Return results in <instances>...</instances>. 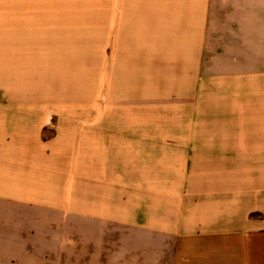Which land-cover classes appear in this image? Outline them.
Listing matches in <instances>:
<instances>
[{"label":"crops","instance_id":"obj_1","mask_svg":"<svg viewBox=\"0 0 264 264\" xmlns=\"http://www.w3.org/2000/svg\"><path fill=\"white\" fill-rule=\"evenodd\" d=\"M116 2L83 81L80 0H0V264H264V0Z\"/></svg>","mask_w":264,"mask_h":264},{"label":"rangeland","instance_id":"obj_2","mask_svg":"<svg viewBox=\"0 0 264 264\" xmlns=\"http://www.w3.org/2000/svg\"><path fill=\"white\" fill-rule=\"evenodd\" d=\"M81 1V17H80V27L82 28V44L83 48L87 47L89 50L86 55H83V63L87 64L92 59L91 65L87 64L83 66V81H87L88 77L91 75H96L97 77L102 76L104 80L105 66H106V52L108 41V32L111 31L112 20L111 9L114 6L116 11V0L112 5L110 0H80ZM110 10V12H109ZM116 13V12H115ZM116 20V15H115ZM115 25V24H114ZM92 39V41L90 40ZM111 42V39H110ZM104 85V83H103ZM88 90V83L83 85V91ZM37 217V213L33 214ZM45 217V216H44ZM48 217L51 220L65 218L67 224L70 226L62 227H35V231L44 232L46 229L54 230L56 233L72 235L74 233L73 219L74 212L71 210L65 212H54L51 211ZM69 222V223H68Z\"/></svg>","mask_w":264,"mask_h":264}]
</instances>
